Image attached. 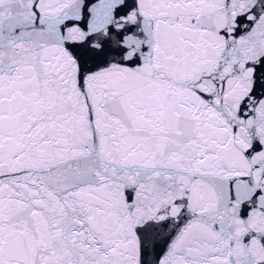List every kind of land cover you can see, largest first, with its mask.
<instances>
[{
    "label": "snow or ice",
    "instance_id": "snow-or-ice-1",
    "mask_svg": "<svg viewBox=\"0 0 264 264\" xmlns=\"http://www.w3.org/2000/svg\"><path fill=\"white\" fill-rule=\"evenodd\" d=\"M0 264H264V0H0Z\"/></svg>",
    "mask_w": 264,
    "mask_h": 264
}]
</instances>
